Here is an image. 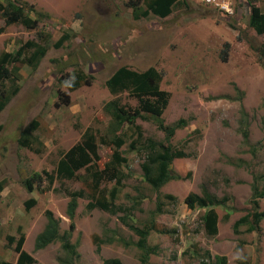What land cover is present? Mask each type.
<instances>
[{
  "label": "rangeland",
  "instance_id": "374dc122",
  "mask_svg": "<svg viewBox=\"0 0 264 264\" xmlns=\"http://www.w3.org/2000/svg\"><path fill=\"white\" fill-rule=\"evenodd\" d=\"M17 1L49 17L37 29L20 23L8 26L0 34V56L36 40L38 32L50 37L38 65L21 67L19 91L0 113V259L16 262L9 236L19 239L24 234L23 247L36 264H103L106 258L141 264L139 236L129 224L144 227L155 220L156 228L148 237V264H201L207 252L213 260L226 256V264H264V220L260 231H248L247 226L234 229L235 222L252 211L253 183L264 174V35L249 24L250 3L181 0L169 16L159 17L144 15L143 0ZM224 3L230 10L222 8ZM254 3L264 10V0ZM66 33L69 37L56 47ZM226 43L230 47L223 61ZM121 66L139 71L156 67L163 73L161 88L170 99L161 120L167 125L187 120L170 139L186 154L173 161L172 171L186 179H173L155 191L143 176L147 151L131 150L129 144L134 138L167 143L158 126L160 119H138L142 135L123 125L120 132L127 134V143L122 150L128 161L118 185L117 211L88 210L89 199L80 198L71 235L79 255L71 257L59 241L37 249L36 238L47 223L46 210L60 218L64 233L70 225L69 191L87 192L91 181L84 169L73 179L55 176L53 183L44 172L54 174L60 158L87 129L99 137L112 135L113 118L105 106L115 95L106 82ZM79 68L93 75V83L72 91L70 105L56 106L58 91L66 88L60 79ZM13 88L7 82V89ZM119 97L123 104L137 105L128 92ZM34 119L39 121V142L32 150L19 139ZM113 150L99 145V167ZM36 173H42L43 182L29 191L24 181ZM258 185L263 190L264 180ZM114 186V181H104L101 188L110 191ZM203 188L227 200L215 207L219 216L215 235L205 230L206 209H191L185 203L191 192L201 194ZM31 198L37 203L27 210L25 201ZM259 205L264 210V197Z\"/></svg>",
  "mask_w": 264,
  "mask_h": 264
},
{
  "label": "trees",
  "instance_id": "16d2710c",
  "mask_svg": "<svg viewBox=\"0 0 264 264\" xmlns=\"http://www.w3.org/2000/svg\"><path fill=\"white\" fill-rule=\"evenodd\" d=\"M181 0H143L145 6L144 15L153 14L159 17H167L172 12L176 4ZM250 3V26L259 35H264V10L254 3L255 0H247ZM34 14V16H32ZM0 16L3 20L0 24V34L4 33L6 28L12 24L20 23L27 29H37L44 19L49 15L47 13L37 11L34 6L28 3H21L17 0H0ZM49 37L47 32H38L36 40H29L20 45L14 51H6L0 56V113L9 104L10 100L19 91L17 85L20 79L21 67L25 63L37 66L40 60L46 55L49 47ZM69 37L68 33L64 34L56 43L59 47ZM223 50L222 59L227 61L230 43H226ZM163 73L156 67H150L146 70L139 71L128 66L119 67L107 80L108 89L115 98L110 100L106 106V111L113 118L112 135H101L100 137L91 129H87L83 134L81 141L72 146L60 158L54 174L45 171L44 173L50 178V183L58 179H73L79 171L84 169L90 174L91 181L87 182L88 191L79 189L68 193L70 196L67 215L70 218L69 229L64 233L60 230V218L56 217L52 210L45 212L47 223L44 230L36 238V248L43 249L54 242H60L63 249L67 251L71 257L78 256L77 244L71 242V235L76 228L74 222L78 200L80 198H88L87 209L93 210L100 208L106 211H117L116 199L118 198L119 188L124 179L123 166L127 163L128 158L124 155L123 146L127 143L125 132H120V127L127 125L129 130L134 128L138 135H142V128L137 124L140 118L160 119L158 126L166 133V141H156L147 138L143 143L134 138L129 148L131 150H146L147 157L142 164L144 180L157 192L160 188L173 179H186V176L175 174L172 171L171 164L177 158L185 157L183 150L175 148L170 139L174 136L177 129L186 126L187 120L179 119L174 125H167L161 120L165 109L169 104L170 93L161 88ZM93 75L88 74L84 69L75 70L74 74H69L61 78V83L66 87L58 91V101L56 106L61 107L71 104V92L79 89L84 85L93 83ZM7 82H12L14 88L12 91L7 89ZM128 92L137 101L136 106L123 104L120 94ZM39 129V121L32 120L22 131L20 135V143L22 146L35 150V144L39 142L36 132ZM245 138H248V129H243ZM104 144L113 147L111 158L104 163V167H99L101 157L99 154V145ZM138 144H141L138 148ZM49 173V174H48ZM42 173H36L28 177L25 181V187L29 191H33L37 185L43 181ZM264 180V174L255 177L253 183V196L251 199L252 211L242 216L234 224L237 232L239 227L247 226L248 231H260L261 222L264 220V210H260L259 200L264 197V189L259 185V180ZM106 181H114L115 186L110 191L101 188L102 183ZM167 197L175 199L174 196ZM225 198L219 199L215 194L211 193L207 188L202 189V193L191 192L186 198L185 203L191 209L204 208L202 220L206 232L209 235L218 233L219 216L216 206L226 205ZM34 198L25 201L26 209L36 205ZM130 227L139 236L137 246L142 250L141 264H148L150 251L148 248V237L153 229L156 228L155 220L144 227H137L129 224ZM25 235L21 234L17 239L15 236H9V245L12 246L17 253L16 262L0 259V264H36V260L31 253L24 249ZM96 242V240H95ZM97 250H100L98 244ZM226 256H216L213 260L209 252L206 259L201 264H226ZM103 264H125L119 258H106Z\"/></svg>",
  "mask_w": 264,
  "mask_h": 264
},
{
  "label": "built area",
  "instance_id": "2783aa9c",
  "mask_svg": "<svg viewBox=\"0 0 264 264\" xmlns=\"http://www.w3.org/2000/svg\"><path fill=\"white\" fill-rule=\"evenodd\" d=\"M208 1H210V0H208ZM221 6H222V8H224V9L230 10V7L228 8V7H227L228 5H226L225 3L222 4Z\"/></svg>",
  "mask_w": 264,
  "mask_h": 264
},
{
  "label": "bare ground",
  "instance_id": "6f19581e",
  "mask_svg": "<svg viewBox=\"0 0 264 264\" xmlns=\"http://www.w3.org/2000/svg\"><path fill=\"white\" fill-rule=\"evenodd\" d=\"M226 5H228V3H225ZM229 8V5L227 6Z\"/></svg>",
  "mask_w": 264,
  "mask_h": 264
}]
</instances>
